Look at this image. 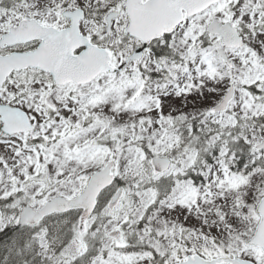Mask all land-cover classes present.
<instances>
[{
  "label": "snow or ice",
  "instance_id": "1",
  "mask_svg": "<svg viewBox=\"0 0 264 264\" xmlns=\"http://www.w3.org/2000/svg\"><path fill=\"white\" fill-rule=\"evenodd\" d=\"M0 264H264V0H0Z\"/></svg>",
  "mask_w": 264,
  "mask_h": 264
}]
</instances>
